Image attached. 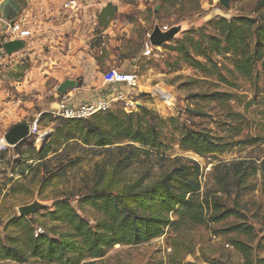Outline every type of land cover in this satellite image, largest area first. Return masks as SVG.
Listing matches in <instances>:
<instances>
[{"label":"rangeland","instance_id":"1","mask_svg":"<svg viewBox=\"0 0 264 264\" xmlns=\"http://www.w3.org/2000/svg\"><path fill=\"white\" fill-rule=\"evenodd\" d=\"M104 1V7L116 6V17L103 27L99 15L104 7L90 13L94 22L84 29L86 41L81 46L89 69L86 75H73L74 80L83 85L103 80V74L111 69L135 71L138 84L120 88L125 99L110 111L131 114L147 107L191 128L210 129L233 144L215 156L185 151L178 144L163 156L135 142L98 146L86 138L85 130L70 131L76 125L88 126L85 121L95 124L97 113L81 121H69L56 113L61 97L76 88L59 93L65 79L61 81L49 70L50 46L43 42L30 50L22 42L12 52L0 48V138L23 122L38 121L42 134L30 135L18 146L10 145L0 162V249L12 246L11 238H25L21 228L9 224L20 217L32 229L41 227L51 238L78 240L68 223L51 218L58 201L69 199L95 226L103 216L83 203L85 195L100 190L119 193L140 182L148 185L181 163L197 161L202 167L201 199L212 208L216 202L219 211L231 209L234 214L221 222L193 224L180 222L173 213V223L162 236L137 245H116L104 257L84 256L80 264H250L231 244L232 239L252 247L256 264L264 258V71L259 63L253 79L248 80L235 71L233 53H212L205 59L190 46L193 59L202 65L195 66L173 46L188 35L198 40L200 31L213 35L211 22L222 17L246 16L261 22L264 0H231L229 8L220 0ZM156 22L161 27L184 24V28L173 40L154 46V55L145 56ZM46 147L48 152L41 155ZM121 159L124 162H119ZM239 162L242 165L235 166ZM243 169L251 175L244 183H234L235 172ZM36 201L42 204L38 211L20 214L21 206ZM242 223L254 229V237L229 230ZM0 264L53 263L33 258L19 263L0 256Z\"/></svg>","mask_w":264,"mask_h":264},{"label":"trees","instance_id":"2","mask_svg":"<svg viewBox=\"0 0 264 264\" xmlns=\"http://www.w3.org/2000/svg\"><path fill=\"white\" fill-rule=\"evenodd\" d=\"M116 14V6L106 5L99 15L101 26L106 27ZM211 24L215 27L213 35L200 31L198 40L190 35L185 36L176 42L173 49L184 54L185 61H193L199 67L202 65L193 59L190 46L196 55L205 59L212 53H233L237 58L235 71L248 80L253 79L259 63L264 71V17L259 23L246 16L231 20L222 17ZM140 110L131 114L120 110L106 114L99 112L95 117V124L85 121L88 126L76 125L70 131L75 128L79 131L85 130L86 138L93 139L101 147L126 141L135 142L142 147L155 149L161 156L171 150L174 144L201 156L222 154L233 144L226 137L216 136L210 129L191 128L176 117L164 118L147 107L141 106ZM22 142L24 140L16 146ZM48 149L46 147L40 154L44 155ZM125 165L128 166L129 162ZM241 165V162L235 164ZM235 173L234 183H244L251 175L247 169ZM223 177L229 179L230 175L224 173ZM201 190L202 167L197 161H188L175 166L160 180L148 185L140 182L119 193L100 190L85 195L83 203L96 208L103 216L97 220L95 226L76 210L69 199H62L56 203L50 216L68 223L73 237L78 240L51 238L44 232L36 236V228L32 229L20 217L9 224L21 228L25 238H11L12 246L0 249V256L19 263L33 258L53 264H80L84 256L104 257L116 245H137L162 236L173 223V213L177 214L180 222L185 220L193 224L221 222L234 214L231 209L219 211L220 207L216 202L212 208L208 201L201 199ZM229 230L250 237L255 234L254 229L244 223L234 225ZM231 244L244 255L247 262L253 264L252 247L248 243L232 239ZM256 264H264V258L256 261Z\"/></svg>","mask_w":264,"mask_h":264},{"label":"crops","instance_id":"3","mask_svg":"<svg viewBox=\"0 0 264 264\" xmlns=\"http://www.w3.org/2000/svg\"><path fill=\"white\" fill-rule=\"evenodd\" d=\"M13 1L14 8H8L5 17L2 14L3 17L7 21L20 23L23 28L29 29L32 35L25 38L9 37L6 38V43L21 41L27 43L30 50H35L46 42L51 49L47 57L49 70L52 69L61 81L67 76L69 79H74L72 76L77 73L86 75L89 69L84 65L87 54L81 47L86 41L83 35L84 29L90 26V22H94L93 15L90 13H96L97 9L102 10L106 4L105 1L76 0L77 3L69 7L65 5L71 0ZM8 17L11 18L8 19ZM66 46L69 47L68 50L65 49ZM83 83L81 87L66 94L74 105L98 99H115L116 89L126 87V85H107L102 79Z\"/></svg>","mask_w":264,"mask_h":264},{"label":"built area","instance_id":"4","mask_svg":"<svg viewBox=\"0 0 264 264\" xmlns=\"http://www.w3.org/2000/svg\"><path fill=\"white\" fill-rule=\"evenodd\" d=\"M1 3L2 0H0V48L3 49L4 44L7 42V39L9 37H30L32 35V32L29 29L23 28L18 22L7 21L3 17L1 12ZM76 3V0H71L65 6H73ZM169 28V26L162 27L163 30H168ZM145 48V56H151L155 54L154 46L151 45L149 40L146 43ZM103 80L107 85L111 86L129 85L131 87H135L138 84L139 75L135 71L122 72L118 69H111L103 74ZM125 96L126 94L124 93V91L120 88H117L115 92V99H98L91 102H85L80 103L78 105H74L70 102L67 95H63L57 107L56 113L64 119H86L96 113L110 111L113 105L118 101L124 100ZM38 133L42 137L38 121H36L33 124H30V135ZM9 146L10 144H8L5 141L4 136H2L0 138V162L2 161L3 154L8 151ZM43 232V229L39 227L35 230V235L38 236Z\"/></svg>","mask_w":264,"mask_h":264},{"label":"water","instance_id":"5","mask_svg":"<svg viewBox=\"0 0 264 264\" xmlns=\"http://www.w3.org/2000/svg\"><path fill=\"white\" fill-rule=\"evenodd\" d=\"M220 3L225 7L229 8L231 0H220ZM14 1L13 0H4L1 3V12L4 14L7 12L8 8H14ZM11 17H8L10 19ZM184 28V24L179 25H173L168 30H163L162 27L158 22L155 23L154 29L151 32L149 36V42L153 46H161L174 38L178 36L180 33H182V30ZM22 45L21 41H12L4 44V47L8 52H12L13 50H16L20 48ZM81 85V82L79 80L74 79H65L58 87V91L60 94H66V92L70 88H77ZM30 136V123H19L14 125L5 135L4 139L5 141L10 144L11 146H15L18 143H20L22 140L26 139ZM42 207V204L39 202H33L28 205H23L19 208V212L21 215H31L38 211Z\"/></svg>","mask_w":264,"mask_h":264},{"label":"bare ground","instance_id":"6","mask_svg":"<svg viewBox=\"0 0 264 264\" xmlns=\"http://www.w3.org/2000/svg\"><path fill=\"white\" fill-rule=\"evenodd\" d=\"M43 139V138H42Z\"/></svg>","mask_w":264,"mask_h":264}]
</instances>
